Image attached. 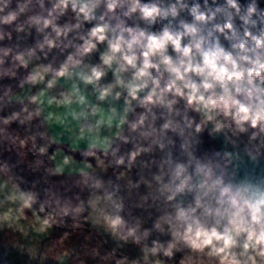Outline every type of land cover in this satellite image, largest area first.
Instances as JSON below:
<instances>
[{
  "label": "clouds",
  "instance_id": "9594fccd",
  "mask_svg": "<svg viewBox=\"0 0 264 264\" xmlns=\"http://www.w3.org/2000/svg\"><path fill=\"white\" fill-rule=\"evenodd\" d=\"M0 264H264V0H0Z\"/></svg>",
  "mask_w": 264,
  "mask_h": 264
}]
</instances>
